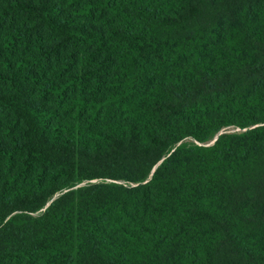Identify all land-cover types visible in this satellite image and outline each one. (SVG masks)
I'll list each match as a JSON object with an SVG mask.
<instances>
[{"label": "trees", "instance_id": "16d2710c", "mask_svg": "<svg viewBox=\"0 0 264 264\" xmlns=\"http://www.w3.org/2000/svg\"><path fill=\"white\" fill-rule=\"evenodd\" d=\"M0 264H264V0H0Z\"/></svg>", "mask_w": 264, "mask_h": 264}, {"label": "rangeland", "instance_id": "374dc122", "mask_svg": "<svg viewBox=\"0 0 264 264\" xmlns=\"http://www.w3.org/2000/svg\"><path fill=\"white\" fill-rule=\"evenodd\" d=\"M234 129H232L231 131H233Z\"/></svg>", "mask_w": 264, "mask_h": 264}]
</instances>
